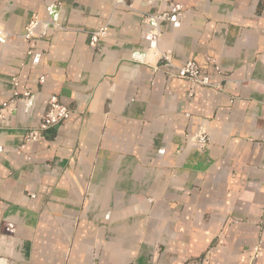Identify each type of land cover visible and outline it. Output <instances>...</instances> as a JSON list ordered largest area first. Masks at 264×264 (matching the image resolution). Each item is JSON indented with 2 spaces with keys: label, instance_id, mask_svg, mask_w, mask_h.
<instances>
[{
  "label": "crops",
  "instance_id": "1",
  "mask_svg": "<svg viewBox=\"0 0 264 264\" xmlns=\"http://www.w3.org/2000/svg\"><path fill=\"white\" fill-rule=\"evenodd\" d=\"M0 28V104L35 95L0 122V264H264V0H0ZM51 95L70 118L21 147Z\"/></svg>",
  "mask_w": 264,
  "mask_h": 264
},
{
  "label": "built area",
  "instance_id": "2",
  "mask_svg": "<svg viewBox=\"0 0 264 264\" xmlns=\"http://www.w3.org/2000/svg\"><path fill=\"white\" fill-rule=\"evenodd\" d=\"M169 8L164 12H155V13H144L142 21L143 23L150 28V31L155 32L157 35L159 32V26L162 21H170L172 23H178L179 19L183 14V5L179 2H170L168 4ZM49 13L52 15V20L49 25L52 28H57L59 26L58 23V14H59V4L54 3L48 6ZM41 20L38 17L34 16L25 26V31L23 36L29 40V49L27 50V54H32L33 51V34L35 30L41 24ZM108 32L107 26L100 27L95 32L90 34L89 43L92 47H95L100 38L104 37ZM6 33L3 29L0 28V42H5ZM161 63L165 66H174L172 63V58L170 54L163 53L161 56ZM214 69L217 73H221L220 66L217 62H213ZM177 76L185 79L189 82V95H193V91L195 86L203 85V86H212L208 76L204 75L201 72L199 65L192 60H188L184 62L182 65L177 66ZM13 85H17V78H12ZM40 81H43V77L40 78ZM35 95L29 91H24L22 93L13 89L12 96L8 101L0 104V122H5L12 114L14 105L18 102L31 106L33 104ZM72 114V110L69 106L63 104L57 95H51L48 98L47 105L42 116L39 119V122L36 126L32 128H28L23 137V144L21 147H25L26 144L36 142L39 139L44 137L45 132L52 127H57L65 124L67 120L70 118ZM203 140V138H201Z\"/></svg>",
  "mask_w": 264,
  "mask_h": 264
}]
</instances>
